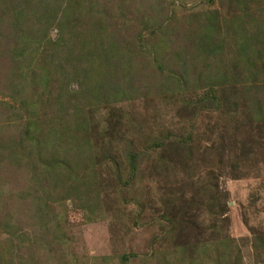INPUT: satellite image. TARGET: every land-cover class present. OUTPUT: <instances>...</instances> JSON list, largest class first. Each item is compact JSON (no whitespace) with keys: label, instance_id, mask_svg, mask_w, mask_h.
Here are the masks:
<instances>
[{"label":"rangeland","instance_id":"obj_1","mask_svg":"<svg viewBox=\"0 0 264 264\" xmlns=\"http://www.w3.org/2000/svg\"><path fill=\"white\" fill-rule=\"evenodd\" d=\"M40 1L60 17L58 14L67 0ZM249 1L250 8L256 3H259L257 7H264V0ZM235 6L222 0H84V14L78 11L71 14L68 20L72 27L63 28L66 39L73 40V35L88 31L98 16L106 28L104 34L121 44L127 41L129 48L137 52L131 68L132 98L115 106L96 107L95 113H91L92 125L99 131L106 128L108 120L115 124L107 116L115 109V115L121 117L120 125H124L126 135L134 139L139 150L156 137L167 136L183 139L192 154L184 153L178 158L174 150L169 151L166 154L169 165L160 175L149 168L150 164L143 163L126 186L112 178H102L98 189L88 196L58 205V222H50L47 227L30 223L31 217L24 216L21 233L42 240L28 247L22 242L25 245L22 247L16 244L17 240L20 242L18 238L10 237L16 251L14 261L22 257L32 260L31 264H122L123 259H127L124 264H180L181 254L175 242L193 243L221 236L229 240L233 255H240L243 264H255L253 235L264 233V130H255V134L235 132L229 125L218 123L216 111L204 109L207 106L198 103L204 90L197 88L196 79L203 77L205 64L210 65V71L216 70V53L208 58L193 54L194 37L199 32L204 39L212 37L213 33L201 30L206 16L216 15L217 10L219 18H229L236 11ZM1 8L0 49L7 50L13 45L14 30L8 10L0 4ZM95 12L100 14L94 17ZM78 14L85 18L76 21ZM56 24L57 21L52 22L49 29L52 40L60 33ZM162 24L166 31L158 30ZM155 30H158L156 34ZM139 44L143 49L145 45H153L156 50L148 55L139 50ZM231 55L234 54L230 52ZM63 60L65 67L73 65V61L68 64ZM10 63L0 53V91L6 88L3 83L9 75ZM166 74H186L184 90L173 91L172 80L167 88ZM0 100H3L1 92ZM5 100L12 105L10 98ZM9 105L5 109L0 107V114L13 115L16 111ZM11 117L13 125L5 123L1 134L21 129V121ZM107 127L112 130L111 125ZM118 144L121 148L122 143L118 141ZM210 146L214 150L206 152ZM17 176L22 183V176ZM2 203L6 205L5 201ZM5 209L14 210L12 206ZM8 237L3 230L0 240L3 242Z\"/></svg>","mask_w":264,"mask_h":264},{"label":"trees","instance_id":"obj_2","mask_svg":"<svg viewBox=\"0 0 264 264\" xmlns=\"http://www.w3.org/2000/svg\"><path fill=\"white\" fill-rule=\"evenodd\" d=\"M83 1L67 0L58 17L40 0H0L10 14L14 30L13 45L7 50L0 49L11 62L3 83L6 88L0 91L3 98L0 107L5 109L9 105L7 97L12 101L9 107L16 111L9 116L0 114L3 122L0 123V235L4 230L9 236L3 242L0 240V264L32 262L22 257L14 261L16 251L10 241L13 236L20 240L17 246H25L24 242L28 247L42 240L21 233L24 216L31 217L30 223L47 227L50 222H58V205L88 196L98 189L102 178H112L126 186L143 163L150 164L149 168L160 175L169 165L166 161L169 151L174 150L178 158L184 153L192 154L183 139L167 136L156 137L139 150L134 139L126 135L124 125H120L121 117L115 115V109L107 115L116 122L108 120L107 126L111 125L112 130L106 126L98 131L92 125L91 113L96 107L107 108L132 98L131 68L137 52L129 48L127 41L121 44L104 34L106 28L97 16L100 12L92 14L97 16V21L88 31L73 35V40L66 39L63 28L70 29L68 19L75 11L84 14ZM222 1L235 3L236 11L229 18H219L217 10L216 15H207L201 30L213 33L212 37L204 39L200 32L194 37L193 54L208 58L216 53V70L210 71V65L205 64L203 77L196 79L197 88L204 90L198 103H204L207 106L204 109L216 111L218 123L223 126L229 125L235 132L255 134V130H264V7H257L259 3H256L250 8L249 0ZM256 12L260 14L258 17L253 15ZM80 14L76 21L84 17ZM54 21L60 33L52 40L48 33ZM163 26L158 30L166 31ZM139 38L140 33L138 42ZM138 48L148 55L156 50L153 45H145L143 49L139 44ZM230 52L234 55L229 57ZM62 58L68 64L73 61V65L65 67ZM185 75L166 74L169 79L166 87L169 88L172 80L173 91L183 89ZM11 116L21 121V129L1 134L5 123L13 125ZM115 126L119 129H114ZM114 138L122 143L121 148ZM205 150L214 149L210 146ZM17 175L22 176L23 184ZM4 201L5 206H12L13 212L5 209ZM173 204L171 200L170 205ZM178 224L181 226L182 221ZM228 244L227 238L219 236L174 245L181 254L180 264H243L242 257L233 255L234 250ZM251 248L255 264H264V233L253 235ZM125 260L120 261L124 264Z\"/></svg>","mask_w":264,"mask_h":264}]
</instances>
